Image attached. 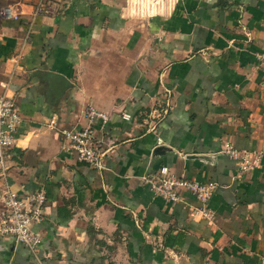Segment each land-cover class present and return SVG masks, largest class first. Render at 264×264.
I'll return each instance as SVG.
<instances>
[{
	"label": "crops",
	"instance_id": "obj_1",
	"mask_svg": "<svg viewBox=\"0 0 264 264\" xmlns=\"http://www.w3.org/2000/svg\"><path fill=\"white\" fill-rule=\"evenodd\" d=\"M0 0V92L22 122L0 189L44 188L35 251L0 236V264H258L264 257V0ZM95 118L94 169L65 131ZM103 124V126H102ZM154 125V129L151 126ZM230 142L259 157L241 172ZM167 167L216 187L172 202L143 176ZM193 214H191L193 211Z\"/></svg>",
	"mask_w": 264,
	"mask_h": 264
},
{
	"label": "built area",
	"instance_id": "obj_2",
	"mask_svg": "<svg viewBox=\"0 0 264 264\" xmlns=\"http://www.w3.org/2000/svg\"><path fill=\"white\" fill-rule=\"evenodd\" d=\"M59 1L61 0H39L37 13L49 12L51 4ZM0 16L18 20L21 13L14 6L6 5L0 9ZM256 59L258 64L264 67V47L256 54ZM1 86L4 90L0 92V167L4 169L22 117L15 98L6 91V84L1 83ZM88 118L90 124L87 126L64 132L67 140L66 149L74 152L79 161L99 170L103 167L102 159L106 150L96 137L93 120L99 118L104 124L108 116L104 112L91 108L88 111ZM151 129H154V125ZM222 151L236 161L241 172L259 166L258 156L239 150L230 142L224 144ZM142 179L155 195L168 201H180L184 192L191 193L203 204L202 208L198 209L202 216L212 218L213 212L205 204L216 187L213 182H199L184 174L171 172L167 167L146 174ZM46 202L44 188L25 193L0 189V236L11 238L35 251L40 243V236L34 230V226L43 220ZM191 212L193 214L194 210ZM258 264H264V257L260 258Z\"/></svg>",
	"mask_w": 264,
	"mask_h": 264
}]
</instances>
